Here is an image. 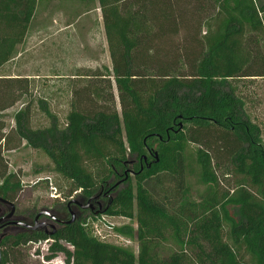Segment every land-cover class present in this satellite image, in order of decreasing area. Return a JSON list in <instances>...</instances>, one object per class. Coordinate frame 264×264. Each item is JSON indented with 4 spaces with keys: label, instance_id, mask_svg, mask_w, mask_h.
<instances>
[{
    "label": "trees",
    "instance_id": "trees-1",
    "mask_svg": "<svg viewBox=\"0 0 264 264\" xmlns=\"http://www.w3.org/2000/svg\"><path fill=\"white\" fill-rule=\"evenodd\" d=\"M41 1L52 0H0V71L18 55ZM69 1L78 18L101 10L112 69L82 75L89 79L64 126L38 99L49 125L32 127L27 104L15 130L49 157L67 197L100 195L104 209L69 222L70 199L55 203L57 232L8 235L1 264H27L28 244L49 239L47 262L63 254L66 264H264V139L239 92L241 80L264 77V0ZM13 82L23 81L0 79V112L19 98L7 90ZM188 144L208 186L200 200L188 189ZM22 188L2 166L0 197L15 200ZM102 215L136 222L115 230L136 239L137 253L91 234L88 222Z\"/></svg>",
    "mask_w": 264,
    "mask_h": 264
},
{
    "label": "rangeland",
    "instance_id": "rangeland-1",
    "mask_svg": "<svg viewBox=\"0 0 264 264\" xmlns=\"http://www.w3.org/2000/svg\"><path fill=\"white\" fill-rule=\"evenodd\" d=\"M88 5L91 8L94 6L92 3ZM83 12L81 10V17L78 23L81 26L86 25V29L81 30V40L78 31L77 37L74 39L75 45L79 48V57L74 50L70 56L66 55L64 57L65 63L60 66L61 73L58 78L42 76L39 79H20L23 81L21 83L24 85V89L26 88L25 92L18 89V86L22 85L21 83L13 82L10 89L14 88L16 91L15 95L19 98L12 106L0 112V122L4 126V129L0 130V168L6 166L9 172H16L19 175L23 188L14 201L21 208H26L30 211L53 209L55 203L62 202L68 198L71 199L75 196V192L71 197H67L66 195L69 193L68 183L52 170V162L49 157L40 150L26 146L25 142L19 139L15 130L14 116L16 112L29 104L31 105V126L34 128L47 126L50 120L37 103L38 99H45L48 101L51 110L57 114L60 124L64 126L66 117L71 109V100L75 98L76 89L82 90L86 80L89 79L78 77L76 73L77 65H89L95 68H103V70L104 67L112 68L101 10H91L86 15ZM56 17L57 15H53L52 19L46 22H53ZM66 20L64 16L63 19L58 18L55 22L64 23ZM31 51H35L37 58L43 49L35 46ZM86 57L91 60L94 59V61L90 62V64L82 63L84 60L85 62L87 61ZM76 60L80 63H76ZM31 63L33 61L26 68L24 67L27 72H29V69H35L34 64ZM104 84L106 82L102 83V85ZM3 85L5 84H0V94H3ZM112 92L116 100V107L121 111L119 95L114 80ZM239 92L245 97L247 112L252 120L259 125L264 139V77H251L241 80ZM99 104L108 105V103L104 102ZM84 105L94 108L95 103L86 102ZM196 148L195 144H188L187 154L189 161L193 164V170L191 169L188 173L187 181L190 197L200 200L208 191V186L200 181L198 164L195 163ZM95 222L98 223L97 230L93 225ZM124 225H131L134 229L137 228V224L133 220L106 215L101 217L100 220H90L87 227L91 234L99 240L127 247L137 253L138 242L136 239L121 235L115 230L117 227ZM51 243L52 239L45 240L39 244H28L26 249L31 254L32 259L27 264H51L44 259V255L48 254V248ZM37 251L41 255H36ZM59 257L60 262L62 261V264H66L64 255L59 254L57 258ZM55 262L59 263L58 260Z\"/></svg>",
    "mask_w": 264,
    "mask_h": 264
},
{
    "label": "crops",
    "instance_id": "crops-1",
    "mask_svg": "<svg viewBox=\"0 0 264 264\" xmlns=\"http://www.w3.org/2000/svg\"><path fill=\"white\" fill-rule=\"evenodd\" d=\"M77 10L78 4L74 3L73 1H41L38 5L37 15L28 28L25 40L18 46V55L1 68L0 79H6L9 81L20 79L31 80L32 78L39 79L42 76L58 78V75L61 73L60 66L65 63L64 57L66 55L70 56L73 53V50L79 57V48L77 45H75L74 39L77 37L78 31V35L81 40L82 36H80V33L81 30L86 29V25L81 26L78 23L80 18L77 17ZM53 15H57V17L60 19H63L65 16L67 20L64 23H58L55 22V20L58 19L56 17L53 21L55 23L46 22L47 20L50 21ZM87 31L89 30L87 29ZM35 46L43 49V51H40L39 57L37 58L35 51H31L35 48ZM66 52L68 53L66 54ZM86 60V62L84 60L82 63L90 64V62L94 61V59L91 60L87 57ZM32 61L33 63L31 64H34L35 69H29V72H27V69L25 70V68ZM75 62L80 63L78 60ZM76 69L78 77L83 78L85 77L82 76L83 74H86L90 69L94 70L96 68L89 65L80 66V64H78ZM3 90L4 88L2 91ZM7 90L13 95L16 94L14 88H7ZM56 259L59 261L58 264L63 263L62 261L60 262V257ZM52 261L55 262V260ZM51 264H53V262H51Z\"/></svg>",
    "mask_w": 264,
    "mask_h": 264
},
{
    "label": "flooded vegetation",
    "instance_id": "flooded-vegetation-1",
    "mask_svg": "<svg viewBox=\"0 0 264 264\" xmlns=\"http://www.w3.org/2000/svg\"><path fill=\"white\" fill-rule=\"evenodd\" d=\"M3 199L0 198V243L8 235L22 233L43 232L52 236L63 224V221L57 218L56 213L52 210H44L49 212L50 215L40 214L43 210L30 211L29 209L21 208L14 200ZM68 207L72 219L73 212L76 218L87 212L98 213L104 209V201L100 195L93 197L89 201L79 200L76 196H73L68 203ZM52 225L55 227H52ZM53 230L56 232L51 234Z\"/></svg>",
    "mask_w": 264,
    "mask_h": 264
},
{
    "label": "water",
    "instance_id": "water-1",
    "mask_svg": "<svg viewBox=\"0 0 264 264\" xmlns=\"http://www.w3.org/2000/svg\"><path fill=\"white\" fill-rule=\"evenodd\" d=\"M1 198V197H0ZM1 199H3V198H1ZM4 200V199H3ZM7 201V200H6ZM40 214H49L50 215V213L49 212H47V211H42ZM39 214V215H40ZM76 220V217H75V213L73 212L72 213V219L69 221V222H73V221H75ZM45 225V224H44ZM46 226V225H45ZM52 227H55L54 225H52ZM56 231L55 230H53L52 231V233L51 234H54ZM0 264H1V247H0Z\"/></svg>",
    "mask_w": 264,
    "mask_h": 264
},
{
    "label": "built area",
    "instance_id": "built-area-1",
    "mask_svg": "<svg viewBox=\"0 0 264 264\" xmlns=\"http://www.w3.org/2000/svg\"><path fill=\"white\" fill-rule=\"evenodd\" d=\"M103 216H104V215H103ZM103 216H101V217H103ZM101 217H100V218H101ZM100 218H98L97 220H100ZM93 221H95V220H93ZM88 224H89V222H88ZM93 225H94L95 228H96V227L98 228V223L95 222ZM87 226H88V225H87ZM97 228H96V230H97ZM38 244H39V243H38ZM55 261H56V260H55ZM51 262H53V264H58V263H56V262H54V261H51ZM51 262H49V263H51Z\"/></svg>",
    "mask_w": 264,
    "mask_h": 264
}]
</instances>
